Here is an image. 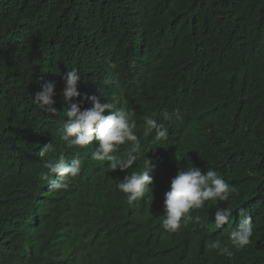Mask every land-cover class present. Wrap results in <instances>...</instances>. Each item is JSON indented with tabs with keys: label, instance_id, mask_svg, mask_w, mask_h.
I'll use <instances>...</instances> for the list:
<instances>
[{
	"label": "trees",
	"instance_id": "1",
	"mask_svg": "<svg viewBox=\"0 0 264 264\" xmlns=\"http://www.w3.org/2000/svg\"><path fill=\"white\" fill-rule=\"evenodd\" d=\"M72 68L81 73L80 95L65 101L63 75ZM47 82L56 85V113L33 100ZM92 95L137 121L141 158L132 169L112 171L60 139L66 109L91 107ZM175 109L182 119L163 118ZM146 115L168 128L166 142H153ZM195 127L205 134L189 144ZM51 141L49 157L82 162L69 190L76 194L45 200L28 219L38 152ZM146 159L158 166L149 172L153 196L130 206L116 183ZM191 165L214 168L238 189L223 205L233 215L215 229L208 202L171 234L161 228L164 194ZM241 208L254 235L235 250L228 237ZM132 216L139 228L120 219ZM214 240L234 255H218ZM0 264H264V0H0Z\"/></svg>",
	"mask_w": 264,
	"mask_h": 264
},
{
	"label": "clouds",
	"instance_id": "2",
	"mask_svg": "<svg viewBox=\"0 0 264 264\" xmlns=\"http://www.w3.org/2000/svg\"><path fill=\"white\" fill-rule=\"evenodd\" d=\"M176 51L171 47L166 57L173 58ZM81 73L78 69L72 68L63 75L64 88L62 95L65 101H71L73 97L80 95L78 83ZM110 81L104 80L107 85ZM117 83V80L111 84ZM54 82H47L42 90L36 92L33 97L34 103L42 112L56 113L53 107L56 95ZM91 107L81 110L78 104L71 103L66 109L65 120L62 122L59 135L69 149L76 151L91 150V159L97 162H108L112 171L119 169H132L141 158V144L137 136V121L131 118L129 109L118 106L113 100L106 99L101 102V97L92 95L88 97ZM166 101L170 102V98ZM108 110V113H106ZM165 120H179L182 115L179 109L163 113ZM145 131L155 133L152 137L154 143L166 142L168 140V128L158 123L153 116L146 115L143 120ZM210 129L212 134V127ZM195 133V134H194ZM203 128L195 127L189 144L197 142L195 136L203 137ZM131 142V148L124 154L118 155L121 145ZM54 151V144L51 142L43 145L38 152L42 158V170L38 179V190L33 197V212L28 219L38 218L40 208L45 200L60 201L67 200L70 195L76 194L69 191L72 182L81 175L82 162L78 158H71L61 155L58 158L49 157ZM146 153V152H145ZM144 153V155H145ZM151 161L145 160L144 167L138 171L126 174L123 179L118 180L116 189L126 196V202L132 206L134 202H140L148 196H153V180L149 175L158 166ZM238 189L225 180L214 168H207L203 171L200 167L191 165L185 169H178L177 174L171 179L170 188L164 194L163 217L161 228L171 234L179 232L192 221V212L203 209L208 202L214 204L215 212L213 223L215 229H221L230 222L233 215V208L223 206L226 204ZM86 212H81L84 216ZM239 220L235 228L229 233L232 249L243 250L252 243L254 225L252 216L246 209H239ZM128 228H139L136 223V216L120 218ZM161 245L159 248L164 247ZM211 249L218 255L232 257L233 251L221 240H214Z\"/></svg>",
	"mask_w": 264,
	"mask_h": 264
}]
</instances>
